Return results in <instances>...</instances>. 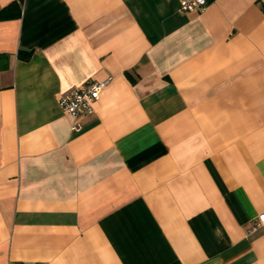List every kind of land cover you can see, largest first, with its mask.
I'll return each instance as SVG.
<instances>
[{
  "label": "crops",
  "instance_id": "0c3cea01",
  "mask_svg": "<svg viewBox=\"0 0 264 264\" xmlns=\"http://www.w3.org/2000/svg\"><path fill=\"white\" fill-rule=\"evenodd\" d=\"M180 1L0 21V264H264V0Z\"/></svg>",
  "mask_w": 264,
  "mask_h": 264
},
{
  "label": "built area",
  "instance_id": "2783aa9c",
  "mask_svg": "<svg viewBox=\"0 0 264 264\" xmlns=\"http://www.w3.org/2000/svg\"><path fill=\"white\" fill-rule=\"evenodd\" d=\"M206 8V0H181L180 10L182 12H202ZM112 78L102 81H90L82 88L63 96L60 99L62 109L75 120V132H80L82 127L79 120L96 112V104L101 98L102 92L110 85ZM264 232V214L256 217L250 232Z\"/></svg>",
  "mask_w": 264,
  "mask_h": 264
},
{
  "label": "trees",
  "instance_id": "16d2710c",
  "mask_svg": "<svg viewBox=\"0 0 264 264\" xmlns=\"http://www.w3.org/2000/svg\"><path fill=\"white\" fill-rule=\"evenodd\" d=\"M24 0H15L5 7H0V21L19 19L22 17ZM26 59L30 57L29 54L24 55Z\"/></svg>",
  "mask_w": 264,
  "mask_h": 264
}]
</instances>
